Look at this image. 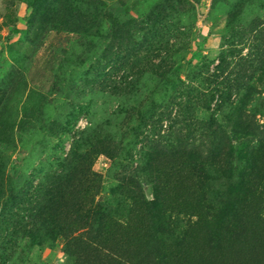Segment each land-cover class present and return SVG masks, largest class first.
<instances>
[{"label":"rangeland","instance_id":"rangeland-1","mask_svg":"<svg viewBox=\"0 0 264 264\" xmlns=\"http://www.w3.org/2000/svg\"><path fill=\"white\" fill-rule=\"evenodd\" d=\"M250 84L264 86V0H0V264H71L65 232L29 210L48 168L110 139L94 200L124 219V180L152 197L157 146L206 152ZM193 220L166 214L173 232Z\"/></svg>","mask_w":264,"mask_h":264},{"label":"trees","instance_id":"trees-1","mask_svg":"<svg viewBox=\"0 0 264 264\" xmlns=\"http://www.w3.org/2000/svg\"><path fill=\"white\" fill-rule=\"evenodd\" d=\"M252 92L254 101L246 106ZM242 95L227 117L229 134L206 152L157 146L146 162L152 197L131 178L124 180V219L94 200L101 181L92 165L97 147H108L107 138L63 161L59 171H44L29 210L39 208L38 221L53 218L65 232L71 264H264V86L247 85ZM255 105L261 107L260 123ZM240 159L247 164L237 170ZM211 171L230 176V195L214 191ZM167 213L194 220L173 232Z\"/></svg>","mask_w":264,"mask_h":264}]
</instances>
